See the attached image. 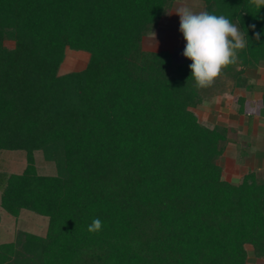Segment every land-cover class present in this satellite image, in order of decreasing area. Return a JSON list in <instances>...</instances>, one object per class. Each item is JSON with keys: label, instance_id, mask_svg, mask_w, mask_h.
<instances>
[{"label": "trees", "instance_id": "obj_1", "mask_svg": "<svg viewBox=\"0 0 264 264\" xmlns=\"http://www.w3.org/2000/svg\"><path fill=\"white\" fill-rule=\"evenodd\" d=\"M175 1L0 0V153L27 155L21 174L0 171V206L49 218L44 237L0 244V264H247V245L264 261V175L224 178L231 129L192 111L208 96L192 61L143 49ZM199 1L247 33L223 74L262 94L264 117V86L245 77L264 66V9ZM67 48L90 60L59 76Z\"/></svg>", "mask_w": 264, "mask_h": 264}, {"label": "rangeland", "instance_id": "obj_2", "mask_svg": "<svg viewBox=\"0 0 264 264\" xmlns=\"http://www.w3.org/2000/svg\"><path fill=\"white\" fill-rule=\"evenodd\" d=\"M181 6L191 7L197 12L206 9L205 3L199 0H176L172 8L161 19L155 31L146 36L142 42L145 51L172 52L175 56V65L180 64L185 58L183 53L186 41L180 32V17L175 14L176 9ZM5 45L14 48L12 42H6ZM89 60V53L67 48L65 60L59 68L58 75L63 76L73 72H81L87 68ZM257 70H247V74H245L253 78L254 85L261 87L264 86V66L258 67ZM233 83L226 73L223 74L212 87L205 88L208 89L207 98L192 111L197 115L200 123L208 128L213 129L217 125L230 128L236 125L240 127L239 134L230 133L229 136L232 142L236 143L228 144V148L219 160V165L223 168L224 178L233 184H239L242 177L248 172L256 171L261 176L264 175V152L255 154L248 148L251 144L255 146L257 144L261 147L262 144L264 145V141L260 140L258 142L256 138L258 134L254 131V122L257 123L260 120L257 116L261 109V95L254 96V91H252L250 95L252 98L249 102L241 105L237 101L240 94L244 95L247 85L240 84L236 86L237 90L234 91L232 90L235 89ZM255 118L256 121H254ZM249 121L254 129L248 135ZM35 164L40 175L55 176L58 174L56 164L46 161L42 152L35 153ZM26 166L27 155L25 152L3 151L0 153V171L8 174H21ZM48 225L49 218L45 216L24 210L19 217L15 218L0 206V244L14 241L16 235L21 231L44 237ZM246 250L248 252L247 264H264L263 260L256 259L250 245L246 246Z\"/></svg>", "mask_w": 264, "mask_h": 264}, {"label": "clouds", "instance_id": "obj_3", "mask_svg": "<svg viewBox=\"0 0 264 264\" xmlns=\"http://www.w3.org/2000/svg\"><path fill=\"white\" fill-rule=\"evenodd\" d=\"M258 9H264V0H251ZM180 17V32L186 41L183 55L192 61L190 69L198 89L210 88L224 70L238 62V52L247 47V33L223 15L194 11L191 7L176 9ZM253 29L255 26H252ZM260 39V34H256ZM97 217L88 226L90 233L102 230Z\"/></svg>", "mask_w": 264, "mask_h": 264}, {"label": "crops", "instance_id": "obj_4", "mask_svg": "<svg viewBox=\"0 0 264 264\" xmlns=\"http://www.w3.org/2000/svg\"><path fill=\"white\" fill-rule=\"evenodd\" d=\"M263 70V69H262ZM258 71V70H257ZM256 71V72H257ZM247 74V73H246ZM245 74V76L249 79V81L251 82V83H253V78H251V77H249L248 75H246ZM254 84V83H253ZM233 90V89H232ZM237 89L235 88L234 89V91H236ZM252 94V91H248V90H246L245 91V93H244V95L243 94H240V97H239V99H238V103H240L241 105H244L245 103H247V102H249V100H250V98H252V97H250V95ZM261 95V97H260V99H262V94L260 93V92H257V91H254V96L255 95ZM240 98H243L244 100L243 101H239L240 100ZM242 102H244V104L242 103ZM251 116H253L252 114H251ZM258 118H260V120L257 122V123H255L254 122V128L253 127H251V123H250V121H249V123H248V135L249 134H251V132H252V129H254V131H255V133L256 134H258V135H256V138H257V141L258 142H260V140H262V141H264V117L260 114V111H259V113H258V116H257ZM252 118H254V116L252 117ZM257 118V119H258ZM254 121H256V118H255V120ZM239 125V124H238ZM227 128H229V129H231V133H237V134H239V130H240V127L239 126H234V127H227ZM262 134V135H261ZM261 135V136H260ZM260 138H262V139H260ZM257 142V143H258ZM236 142H232V140H231V142L229 143V145L230 144H235ZM264 145L262 144L261 145V147H259L257 144H256V146L255 145H253V144H251V146H248V148H249V150L253 153V152H255V154L256 153H259V154H261V153H263L264 152V150H263V147ZM227 148H228V146H227ZM248 157V156H247Z\"/></svg>", "mask_w": 264, "mask_h": 264}]
</instances>
